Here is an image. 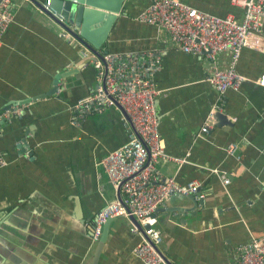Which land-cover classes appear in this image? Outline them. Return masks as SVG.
Returning <instances> with one entry per match:
<instances>
[{
    "label": "crops",
    "instance_id": "obj_1",
    "mask_svg": "<svg viewBox=\"0 0 264 264\" xmlns=\"http://www.w3.org/2000/svg\"><path fill=\"white\" fill-rule=\"evenodd\" d=\"M181 1L243 17L232 0ZM148 4L129 0L102 50H161L160 134L169 154L189 156L184 163L160 159L158 167L181 183L202 182L196 208L179 194L159 206V249L172 264H236V247L264 235V86L256 83L264 51L242 50L237 72L244 81L221 98L208 80L212 60L176 49L156 26L138 20ZM13 11L0 46V111L14 105L22 110L0 125V149L9 162L0 168V264H91L95 216L115 197L103 159L127 133L116 109L89 115L78 127L71 123L74 104L95 83L88 50L63 39L64 28L31 0H13ZM229 60L227 52L218 56L221 68ZM218 104L230 123L214 118L210 133L196 140ZM229 142L239 143L241 162L224 150ZM214 169L230 174V184ZM132 224L111 218L98 264H144L133 252L142 236Z\"/></svg>",
    "mask_w": 264,
    "mask_h": 264
},
{
    "label": "built area",
    "instance_id": "obj_2",
    "mask_svg": "<svg viewBox=\"0 0 264 264\" xmlns=\"http://www.w3.org/2000/svg\"><path fill=\"white\" fill-rule=\"evenodd\" d=\"M243 11L239 20L235 14L218 16L191 6L181 0H149V4L138 15V20L156 26L176 49L204 55L213 62L208 80L220 97L228 89L238 90L244 77L237 72V65L244 48L264 51V0H232ZM13 0H0V46L3 36L14 20ZM63 39L84 50L89 48L73 33V27L64 28ZM83 56H88L86 51ZM230 54L227 68H221L218 56ZM101 57L92 55L95 69V83L86 96L79 98L73 106L71 123L80 126L89 115L116 109L120 113L126 140L108 153L103 159L109 179L115 190V197L108 201L95 216L92 229V244H96L104 224L109 218L123 216L138 219L140 228L134 223L131 231L140 233L142 240L133 248L144 264H168L159 249L163 238L155 227L159 206L172 195H194L202 200V182L193 179L179 182L175 176H165L158 167V161H187L189 151L183 157L169 154L160 134V118L157 101L160 91L156 76L163 69V57L158 48L122 53L100 51ZM264 86V73L256 80ZM121 107H119V106ZM22 107L14 105L0 111V125L19 114ZM222 104L210 111L195 139L209 134L214 127V115L222 111ZM238 142H229L224 150L236 156L242 155ZM0 149V168L8 165ZM224 185L231 182L230 174L219 173ZM236 264H264V235L251 239L234 250Z\"/></svg>",
    "mask_w": 264,
    "mask_h": 264
},
{
    "label": "water",
    "instance_id": "obj_3",
    "mask_svg": "<svg viewBox=\"0 0 264 264\" xmlns=\"http://www.w3.org/2000/svg\"><path fill=\"white\" fill-rule=\"evenodd\" d=\"M40 9L46 12L56 23L63 28L73 27L74 35L89 48L90 57L94 54L102 56L100 51L104 44V38L107 35L108 28L120 12H126V5L129 0H31ZM119 106V105H118ZM120 107V106H119ZM121 108V107H120ZM216 124H228L230 119L227 114L221 111L214 115ZM192 201L195 208L199 202L194 195H185ZM194 208V209H195ZM111 218L103 226L102 235L96 243L91 264H98L102 249L104 247L108 232V224ZM132 222L143 232L138 219L131 216ZM168 264H172L164 256Z\"/></svg>",
    "mask_w": 264,
    "mask_h": 264
}]
</instances>
